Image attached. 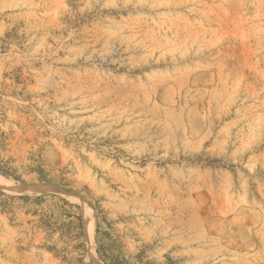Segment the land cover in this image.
Instances as JSON below:
<instances>
[{
  "label": "rangeland",
  "instance_id": "1",
  "mask_svg": "<svg viewBox=\"0 0 264 264\" xmlns=\"http://www.w3.org/2000/svg\"><path fill=\"white\" fill-rule=\"evenodd\" d=\"M1 94L6 156L39 168L0 172L26 198L0 264H108L106 222L151 264H264V0H0ZM44 193L78 205L82 251L41 247Z\"/></svg>",
  "mask_w": 264,
  "mask_h": 264
},
{
  "label": "trees",
  "instance_id": "2",
  "mask_svg": "<svg viewBox=\"0 0 264 264\" xmlns=\"http://www.w3.org/2000/svg\"><path fill=\"white\" fill-rule=\"evenodd\" d=\"M2 96L1 94L0 123L5 122L7 119L6 110L1 106ZM9 140L10 132L6 133L0 129V172L7 177H13L16 181H22L24 175L35 172L39 165L35 164L36 160L34 159L28 165H14L15 159L12 156H6ZM62 186L65 185L62 184ZM43 195L49 197L51 201L39 209H28L25 211L26 214L35 217V219L28 221V224H32V229L44 233V242L41 247L48 251L65 255L72 251H82L84 245L82 241L83 226L78 205L54 194L48 195L44 193ZM40 199L41 197H38L36 200ZM20 200H26V198L22 195L7 196L2 192L0 193V211L8 214L11 221L15 220L16 209L21 207L20 203H18ZM91 205L96 210L97 218L100 216L101 221L106 222L104 216H101L102 209L96 204ZM106 224L108 229L98 228L95 239L96 253L101 261L108 264H151L147 261L144 251H140L136 255H127L122 249L117 236L109 230L111 229L110 224L107 222ZM60 242L69 243L71 250L68 251L64 247H58Z\"/></svg>",
  "mask_w": 264,
  "mask_h": 264
},
{
  "label": "bare ground",
  "instance_id": "3",
  "mask_svg": "<svg viewBox=\"0 0 264 264\" xmlns=\"http://www.w3.org/2000/svg\"><path fill=\"white\" fill-rule=\"evenodd\" d=\"M3 182H4L3 180L2 181L0 180V186H4L7 189H11V187L5 185ZM83 209H84V219H83L84 227H85L86 231H88V229H90L92 227V224H93V211H92V208L88 205H85V207ZM91 231H92V229H91Z\"/></svg>",
  "mask_w": 264,
  "mask_h": 264
}]
</instances>
